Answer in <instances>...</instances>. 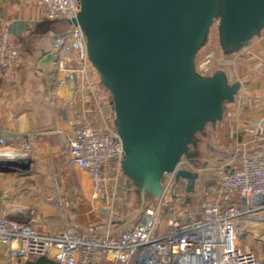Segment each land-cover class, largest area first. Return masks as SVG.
I'll use <instances>...</instances> for the list:
<instances>
[{"label":"built area","instance_id":"1","mask_svg":"<svg viewBox=\"0 0 264 264\" xmlns=\"http://www.w3.org/2000/svg\"><path fill=\"white\" fill-rule=\"evenodd\" d=\"M37 1L50 20H70L79 10L77 0ZM48 53L51 57L46 71L45 104L54 106L58 92L71 88L70 71L75 72L76 81L84 84L92 97V105L74 114L73 128L63 132L65 149L68 160L90 179L92 198L109 201L121 171L123 150L113 122L102 116L100 81L88 60L81 29L69 25L55 33ZM19 57L16 41L0 34V69L12 68ZM207 59L200 63L204 69L212 67ZM93 112L100 116L97 124L88 116ZM261 126H250L246 132L256 140ZM8 136L0 127V156L5 154ZM21 138L30 143V133L21 134ZM231 150L237 163L227 162L228 168L220 174L211 195L205 188L198 192V171L191 160L182 156L173 171L163 175L162 191L154 204L144 206L133 223L126 224L114 213L107 218L106 209L98 206V218L79 229L68 222L64 203L56 192L49 199L62 223L58 231L42 233L30 221L0 214V246L14 259L45 256L57 264H264V256L237 241L241 221L251 225V233L258 224L264 227V150L255 152L240 146ZM181 169L196 174L190 192L185 190L186 178L175 180V172Z\"/></svg>","mask_w":264,"mask_h":264},{"label":"water","instance_id":"2","mask_svg":"<svg viewBox=\"0 0 264 264\" xmlns=\"http://www.w3.org/2000/svg\"><path fill=\"white\" fill-rule=\"evenodd\" d=\"M77 1L76 16L66 22L81 29L88 60L110 94L121 170L138 190L139 213L146 197L161 194L163 175L182 156L197 155L196 134L222 118L240 86L222 70L205 76L195 69L213 20L222 51L233 53L264 29V0ZM69 79L73 90L74 71ZM20 165L0 156V168ZM195 176L175 172V180L187 179L188 192Z\"/></svg>","mask_w":264,"mask_h":264},{"label":"crops","instance_id":"3","mask_svg":"<svg viewBox=\"0 0 264 264\" xmlns=\"http://www.w3.org/2000/svg\"><path fill=\"white\" fill-rule=\"evenodd\" d=\"M63 24L69 27L65 20L48 19L37 0H0V34L12 37L20 52L15 66L0 69V127L9 134L3 157L21 164L11 170L0 168V214L30 221L42 233H54L62 225L49 199L56 191L61 195L68 222L79 229L98 216L90 179L68 160L63 135L73 128L74 114L92 105V97L77 80L73 90L66 87L58 92L54 106L45 104L49 67L45 57L52 36L63 31ZM216 62L231 83L240 82L234 100L224 107L218 123L225 134L226 147L264 150V29L237 51H222ZM98 99L103 118L111 121L110 100ZM88 116L99 123L96 112ZM258 123L261 131L253 140L246 129ZM25 132L30 133L29 144L21 138ZM229 161L237 163L233 157ZM0 264L57 263L45 256L14 259L0 246Z\"/></svg>","mask_w":264,"mask_h":264},{"label":"rangeland","instance_id":"4","mask_svg":"<svg viewBox=\"0 0 264 264\" xmlns=\"http://www.w3.org/2000/svg\"><path fill=\"white\" fill-rule=\"evenodd\" d=\"M66 29V25L63 24V30ZM221 53L222 49L219 45L217 36V20H213L204 44L195 55L194 65L196 71L201 75L208 76L219 70L216 58H218ZM204 58H208L207 61L212 64V67L204 69L200 65L201 60L203 61ZM59 75L61 76V72H59ZM228 82L231 83L229 80ZM98 96L110 100L109 92L100 84L98 87ZM225 106H229V103H225L224 107ZM111 122H113L112 118ZM218 123L219 121H217L214 125L207 123L203 130L196 134V142L194 146H191V150L197 153V155L191 160L192 166L199 174L198 181L196 182V189L198 192H202L205 188L208 195L212 194V190L215 187L217 179L220 174L228 168L227 162H229L231 156L233 155V151L227 148L224 143L225 134L219 129ZM72 168H74V166ZM70 170L71 169H69V171ZM49 172L52 173V170L50 169ZM56 192L60 195L58 191ZM155 198L156 197H146L144 206L154 204ZM93 204L96 207H107V218L111 213H114L117 218L126 222V224L133 223L139 215L138 190L122 172V170L118 173L117 184L114 192L111 196H109V201L106 203L104 198H96L93 199ZM97 217L98 216L94 219ZM106 217L105 219H107ZM250 226L251 225H249L246 221H241L239 223L240 232L237 236V241L242 247L250 249L262 257L264 256V240H262L264 227L258 224L254 227L256 230L251 233L249 231Z\"/></svg>","mask_w":264,"mask_h":264},{"label":"trees","instance_id":"5","mask_svg":"<svg viewBox=\"0 0 264 264\" xmlns=\"http://www.w3.org/2000/svg\"><path fill=\"white\" fill-rule=\"evenodd\" d=\"M100 85H101V83H100ZM152 198V197H151ZM41 257H43V256H39V258H41Z\"/></svg>","mask_w":264,"mask_h":264}]
</instances>
